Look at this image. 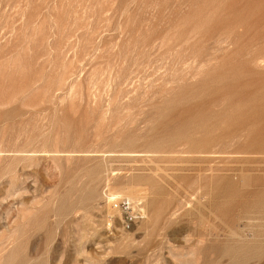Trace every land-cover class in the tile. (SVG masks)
I'll return each mask as SVG.
<instances>
[{
    "label": "rangeland",
    "instance_id": "374dc122",
    "mask_svg": "<svg viewBox=\"0 0 264 264\" xmlns=\"http://www.w3.org/2000/svg\"><path fill=\"white\" fill-rule=\"evenodd\" d=\"M263 84L264 0H0V264H264Z\"/></svg>",
    "mask_w": 264,
    "mask_h": 264
},
{
    "label": "bare ground",
    "instance_id": "6f19581e",
    "mask_svg": "<svg viewBox=\"0 0 264 264\" xmlns=\"http://www.w3.org/2000/svg\"><path fill=\"white\" fill-rule=\"evenodd\" d=\"M237 18H238V17H237ZM248 18H249V17H248ZM248 18H247V19H248ZM250 18H251V16H250ZM234 20H235V19H234ZM249 20H250V19H249ZM246 22H248V21L246 20ZM247 24H248V23H247ZM242 25H243V24H242ZM244 26H245V25H244ZM233 28H234V27H233ZM242 28H243V27H242ZM237 30H238V29H237ZM239 33H240V32H239ZM239 35H240V34H239ZM237 37H238V36H237ZM206 57H207V56H206ZM196 58H197V57H196ZM194 60H195V58H194ZM196 60H197V59H196ZM208 60H210V59H208ZM261 61H262V60H261ZM259 62H260V61H259ZM241 63H242V62H241ZM237 64H238V63H237ZM239 64H240V63H239ZM233 68H234V67H233ZM236 69H237V68H236ZM220 70H221V69H220ZM230 70H231V69H230ZM235 71H236V70H234V72H235ZM227 72H228V71H227ZM234 72H233V74H234ZM213 73H215V72H213ZM228 75H229V74H228ZM230 75H231V73H230ZM223 76H224V73H223ZM225 76H226V75H225ZM240 76H241V75H240ZM242 76H243V75H242ZM242 76H241V77H242ZM246 76H247V75H246ZM207 77H209V75H208ZM226 77H227V76H226ZM236 77H237V76H236ZM236 77H235V78H236ZM216 78H218V77H216ZM220 78H222V77H220ZM242 78H243V77H242ZM227 79L229 80L230 78H227ZM231 79H232V78H231ZM237 79H238V77H237ZM214 80H215V79H214ZM221 80H222V79H221ZM221 80H220V81H221ZM233 80H234V79H233ZM233 80H231V81H233ZM235 80H236V79H235ZM240 80H241V79H240ZM223 81H224V80H223ZM225 81H226V79H225ZM237 81H238V80H237ZM208 82H209V81H208ZM229 82H230V81H229ZM235 82H236V81H235ZM238 82H240V81H238ZM257 82H258V81H257ZM259 82H261V81H259ZM210 83H211V82H210ZM210 83H209V84H210ZM220 83H221V82H220ZM236 83H237V82H236ZM236 83L233 84V85H237ZM262 83H263V82H262ZM225 84H226V83H225ZM228 84H230V83H228ZM241 84H242V82H241ZM241 84H240V85H241ZM211 85H212V84H210V86H211ZM225 86H226V85H225ZM225 86H224V88H225ZM229 86H230V85H229ZM238 86H239V85H238ZM263 86H264V84H263ZM221 87H222V86H221ZM232 87H233V86H232ZM212 88H213V87H212ZM214 88H216V87H214ZM218 88H219V87H218ZM218 88H217V89H218ZM227 88H228V85H227ZM227 88H226V89H227ZM257 88H258V87H257ZM262 88H263V87H262ZM209 89H211V88H209ZM232 89H233V88H232ZM260 89H261V88H260ZM205 90H208V89H205ZM215 90H216V89H215ZM223 90H224V89H223ZM241 90H242V89H241ZM241 90H240V91H241ZM250 90H251V89H250ZM250 90H249V91H250ZM218 91H219V90H218ZM244 91H246V89H244ZM261 91H262V90H261ZM213 92H214V91H213ZM221 92H222V90H221ZM236 92H237V91H236ZM236 92H235V94H236ZM247 92H248V91H247ZM215 93H216V91H215ZM219 93H220V92H219ZM223 93H224V92H223ZM231 93H232V92H231ZM237 93H238V92H237ZM239 93H242V92H239ZM239 93H238V95H239ZM220 94H221V93H220ZM220 94H219V95H220ZM235 94H234V95H235ZM210 95H211V94H210ZM250 95H251V94H250ZM256 95H257V93L255 94V96H256ZM260 95H261V94H260ZM215 96H216V95H215ZM228 96H230V94H229ZM226 97H227V96H226ZM232 97H233V96H232ZM244 97H245V96H244ZM261 97H262V96H260V98H261ZM263 97H264V96H263ZM223 98H224V97H223ZM228 98H230V97H228ZM236 98H237V97H236ZM242 98H243V97H242ZM251 98H252V97H251ZM258 98H259V97H258ZM260 98H259V99H260ZM220 99H221V98H220ZM231 99H232V98H231ZM244 99H245V98H244ZM248 99H249V98H248ZM211 100H212V99H211ZM216 100H217V99H216ZM251 100H253V98H252ZM262 100H263V98H262ZM226 101H227V98H226ZM226 101H225V102H226ZM245 101H250V99H249V100H245ZM245 101H244V102H245ZM254 101H255V100H254ZM228 102H229V101H228ZM250 102H251V101H250ZM259 102H261V100H260ZM217 103H218V102H217ZM235 103H236V102H235ZM241 103H242V102H241ZM241 103H239V104L242 105ZM223 104H224V103H223ZM237 104H238V102H237ZM237 104H235L236 106H235V105H234V106L237 107V106H238ZM245 104H246V102H245ZM250 104H251V103H250ZM257 104H258V103H257ZM231 105H232V104H231ZM231 105H230V106H231ZM240 105H239V106H240ZM243 105H244V104H243ZM252 105H253V104H252ZM254 105H255V104H254ZM254 105H253V106H254ZM259 105H260V104H259ZM230 106H229V107H230ZM244 106H247V105H244ZM244 106H242V107H244ZM249 106H250V105H249ZM249 106H248V108H250ZM253 106H251V107H253ZM256 106H257V105H256ZM261 106H262V105H261ZM227 107H228V106H227ZM229 107H228V108H229ZM232 107H233V105H232ZM240 107H241V106H240ZM242 107H241V108H242ZM237 108H238V107H237ZM237 108H236V109H237ZM241 108H240V109H241ZM248 108H247V109H248ZM230 109H231V108H230ZM240 109H239V110H240ZM247 109H246V111H247ZM228 110H229V109H228ZM228 110H227V111H228ZM242 110H243V109H242ZM242 110H241V111H242ZM234 111H236V110H234ZM241 111H239V112H241ZM243 111H244V110H243ZM224 112H225V111H224ZM230 113H231V112H230ZM245 113H246V112H245ZM248 113H249V114L246 113L247 115H245V114L242 115V114L240 113L241 116L239 115L240 117H238V119H237V117H236V120H235L234 122H232L231 125L229 124V125L231 126V128H234V127H232V126H235V127H237V129H238V127H239V128H240V127H243V128H244L245 126H247V125H249V124L261 123V125H262V130H261V132L264 133V105H263L261 108L258 107V106H257V108H254V107H253L252 109H250V111H249ZM218 114H219V113H218ZM220 114H221V113H220ZM220 114H219V115H220ZM235 114H236V113H235ZM221 115H222V114H221ZM201 116H202V115H201ZM202 117H203V116H202ZM220 117H223V116H220ZM203 118H204V117H203ZM203 118H202V119H203ZM205 118H206V116H205ZM205 118H204L203 120H205ZM218 118H219V117H218ZM233 118H234V117H233ZM200 119H201V118H200ZM215 119H216V117H215ZM203 120H201V121H203ZM216 120H218V119H216ZM216 120H215V121H216ZM222 120H224V119H222ZM218 121H219V120H218ZM221 122H222V121H220V123H221ZM204 123H205V122H204ZM257 125H258V124H257ZM209 126H210V125H209ZM250 126H251V129H253V128L256 127V126H255V127L252 128V125H250ZM258 126H259V125H258ZM207 127H208V126H207ZM247 128H248V127H247ZM240 129H241V128H240ZM244 129H245V128H244ZM248 129H249V128H248ZM251 129H250V130H251ZM259 129H261V128L259 127ZM245 130H246V129H245ZM254 130H257V129H254ZM259 131H260V130H259ZM259 131H258V133H259ZM239 132H240V131H239ZM247 132H248V131H247ZM248 133H249V132H248ZM250 133H251V132H250ZM251 134H252V136H253V132H252ZM256 134H257V133H256ZM257 135H259V134H257ZM225 137H226V136H225ZM228 137H229V136H228ZM228 137H227V138H228ZM236 137H237V136H236ZM249 137H250V136H249ZM255 137H256V136L254 135V139H256ZM259 137H260V136H259ZM221 138H222V137H221ZM221 138H220V139H221ZM232 138H234V137H232ZM235 139H236V138H235ZM235 139H234V140H235ZM258 139H259V138H258ZM249 140H250V139H249ZM209 141H210V140H209ZM238 141H239V140H238ZM261 141H262V140H261ZM222 142H224V141H222ZM253 142H254V141H253ZM215 143H216V141H215ZM219 143H220V142H219ZM250 143H251V142H250ZM255 143H256V142H255ZM205 144H206V142H205ZM255 145H256V144H255ZM263 145H264V144H263ZM253 147H254V146H253ZM199 182H200V181H198V183H199ZM201 184H202V183H201ZM229 184H230V183H229ZM230 185H231V184H230ZM230 185H229V187H230ZM199 186H200V185H199ZM231 187H232V186H231ZM108 196H110V195H108ZM111 196H112V195H111ZM112 197H113V196H112ZM116 197H118V196H116ZM107 198H109V197H107ZM116 199H117V200H116ZM116 199H113V200H111V202H110V205H111V208H112L111 210H112L113 212L115 211V212H118V213H119V211L117 210V204H118L119 202H121V201H122V202H123V201H127V202H129V204H130V203H133V202H131L130 200H128V199H126V198H120V199L116 198ZM124 199H125V200H124ZM111 210H110V211H111ZM138 213H139V215L141 216V211L138 212ZM109 214H110V213H109ZM113 214H114V213H113ZM26 223H27V222H26ZM26 223H25V224H26Z\"/></svg>",
    "mask_w": 264,
    "mask_h": 264
},
{
    "label": "built area",
    "instance_id": "2783aa9c",
    "mask_svg": "<svg viewBox=\"0 0 264 264\" xmlns=\"http://www.w3.org/2000/svg\"><path fill=\"white\" fill-rule=\"evenodd\" d=\"M124 200H125V199H124ZM127 206H128V207H127ZM132 206H134L133 203H130V204H129V202H127V201H123V202L121 201V202H119V203L117 204V209L121 211L120 208H122V209H124V210L127 211V210L130 209V207L133 209ZM137 212H138V211H137ZM137 212L134 213V214H131L130 217H132V216H136V215L140 216L139 213H137Z\"/></svg>",
    "mask_w": 264,
    "mask_h": 264
}]
</instances>
